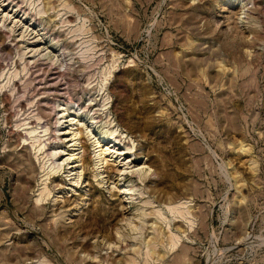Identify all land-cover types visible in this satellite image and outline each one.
<instances>
[{
	"label": "rangeland",
	"instance_id": "1",
	"mask_svg": "<svg viewBox=\"0 0 264 264\" xmlns=\"http://www.w3.org/2000/svg\"><path fill=\"white\" fill-rule=\"evenodd\" d=\"M13 1L60 52L0 77V264H264V0ZM21 22L0 33L5 74ZM56 90L128 135L142 179L98 184L88 143L81 184L51 175L35 202L48 163L23 124L55 122Z\"/></svg>",
	"mask_w": 264,
	"mask_h": 264
},
{
	"label": "bare ground",
	"instance_id": "2",
	"mask_svg": "<svg viewBox=\"0 0 264 264\" xmlns=\"http://www.w3.org/2000/svg\"><path fill=\"white\" fill-rule=\"evenodd\" d=\"M18 15H20L19 19L16 18L18 17ZM14 19H17V20H14ZM25 19H26L25 25L23 26L22 24H20L23 26V28L22 29L20 28L21 30L20 32L18 31L19 33L17 35V37L19 38L18 40L22 43L21 44L22 49L16 52V55L18 57V62H21V61L23 62L20 63L21 65L19 64L21 66L20 69L14 68L11 71L6 72V74L4 73L2 69V71L0 72V77H5L7 80L5 81L6 83L8 82L13 83V81H15L14 79L21 72L26 71L27 67L30 64L32 65L36 64L38 61L40 62L44 57L49 58L51 56H56L58 55V50L60 52V49L58 48L51 50L52 48L56 47L54 45L56 44V41H53V39L49 37L47 38L45 36V33L39 32V29L37 30L35 29L33 31L34 35L30 37L29 32L31 31L30 30L31 26L34 24V26L39 28L38 26H40V21L36 22L32 15H29V13L24 12V10L22 11V8L13 0H0V33L4 36V39L6 38V36L10 37L11 33L16 32V28L19 26V22ZM28 20L29 22L27 23ZM8 24L11 26H9ZM43 38H44V41H41L43 40ZM3 41H2L3 44L10 47L9 43L7 42L4 43ZM41 42H43V44L47 43L46 46L44 45L41 47L38 46ZM46 49H49V50H46ZM52 51H57V52L54 53ZM29 58H31V60ZM105 85H106L105 82L104 83L102 82V85L99 90V91L101 90L103 91L104 93L103 102H105L104 105H101L102 107L101 110L103 109V107L104 109L107 108L106 107V105L108 104L107 99L109 98L107 96V93H105L106 91ZM14 86L16 87L15 84L14 85L12 84V88H11L12 91H13ZM55 89L56 88H54V90ZM59 91L56 90L55 93H52L53 96L55 95V98H56L55 102L57 104V105L54 104V106L59 108L58 113L60 115L57 119H55V122L54 121L52 122L53 124L51 126H49L48 124L47 125L44 124L43 121H42L43 124H41L40 123L41 117H39L38 114L37 116L36 115L33 116V114L31 115L33 116V118L31 117V119L37 120L36 124H34L35 122L32 123L31 119H30L31 121L29 120V122L25 121L24 124L22 123L23 125H26L25 128H23L25 129L24 133L27 134L26 138H23V140L25 141V144L28 145L29 142H27V140L29 139L31 141L30 142L31 149L33 148L35 153H37V155H41V159L44 160L43 163L41 162L42 163L41 168H43L44 165L48 163L47 167H44L45 172H43L42 177H41L42 186L38 188L39 193L37 194V197L35 198V202L37 203L38 201L41 202L45 200V198H47V196L51 193V189L53 188H50V187L48 188V186H46V181L51 175L52 177L56 178V176L60 175V173L62 174L64 172L67 173L65 174L64 178L59 177L61 182L63 183L54 184L58 186L56 187L58 189L68 188V187H65L64 185L65 181H68V184L74 185V187L79 182L82 181L83 175L86 171L85 161H87L88 159L86 158L88 143L91 144V147H92L91 149L93 152L92 154L94 156V161H93V165L91 168V171H92L91 176H92V179H94L98 184L102 183L103 181L107 182V179L111 180L113 176H117L116 180H117V183H119L120 181H122L123 177L124 178L126 177V174H129L131 176L137 175L139 178L142 179V177H144V175L146 174L147 167L144 166V164L130 165L132 159L134 158H129V159L127 158V160L124 159L126 157V154H127V157H130V154H133V153H130L132 148L128 146V142L126 144V142H124L123 140V138L126 139L128 135H126L121 129H119V126L116 123H113L112 119H108L107 120L108 123L106 121L103 122L107 124V128L105 129L101 128L100 125L102 123L98 124L97 123L98 121L91 119V117L88 120L86 118L88 115V113H86V110H87L86 107L84 105L82 106L81 104L77 103L76 101L72 100L69 97L61 98L62 93L60 95ZM47 95L48 93L45 94V96ZM42 98L47 99L46 97H42ZM35 99H38V97ZM107 113L110 114L109 112ZM29 123H32V125ZM45 123H48V122L46 121ZM48 144H50V146ZM47 146H49L48 149H47ZM121 155L125 157L119 159ZM63 156H65V158H62ZM124 164H127V167L123 168L122 166ZM64 169H67V171ZM131 176H128L129 177L128 179L123 180V182L126 184L119 185V189L117 190L118 194L122 196L121 201H124L126 204L131 202L133 199L132 192H131V190H133V185L130 183ZM90 183L91 182L89 181L86 184L90 185ZM80 184L81 183H79V185ZM65 202H67V200ZM180 204H182V202ZM180 208L184 210L183 209L184 207H181V205H178V206L175 205V207H172V208L170 207L172 211L175 209H179L178 211L176 210L175 211L177 213H183V211L180 210ZM180 215H183V214H180Z\"/></svg>",
	"mask_w": 264,
	"mask_h": 264
}]
</instances>
